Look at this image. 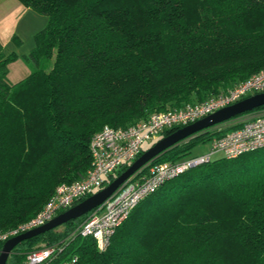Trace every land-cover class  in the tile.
<instances>
[{"label":"trees","instance_id":"1","mask_svg":"<svg viewBox=\"0 0 264 264\" xmlns=\"http://www.w3.org/2000/svg\"><path fill=\"white\" fill-rule=\"evenodd\" d=\"M18 1L48 23L21 82L9 83L13 57L0 44V233L35 216L58 184L84 176L90 138L104 125L124 128L202 102L264 68V0ZM216 126L149 163L188 157L238 124ZM86 217L23 240L6 264H27L40 242L54 247L47 264H264V149L211 159L165 181L105 250L80 234Z\"/></svg>","mask_w":264,"mask_h":264},{"label":"built area","instance_id":"2","mask_svg":"<svg viewBox=\"0 0 264 264\" xmlns=\"http://www.w3.org/2000/svg\"><path fill=\"white\" fill-rule=\"evenodd\" d=\"M264 92V68L231 87L202 102L186 104L179 109L150 114L124 128L104 125L94 132L89 141L91 165L80 179L58 184L43 208L32 218L6 232L0 233V243L8 238L40 226L61 211L103 186L104 180L122 164L132 162L142 150L144 142L153 140L166 129L185 126L211 112L228 106L252 94ZM238 124L236 128L214 137L209 150L177 161L146 164L103 202L87 214L79 226L82 236H91L98 250H105L114 230L126 219L139 201L155 191L165 181L181 172L208 162L216 153L225 158H235L243 153L264 149V108L243 113L214 127L220 130L224 124ZM54 251L53 246L31 250L27 264H47ZM75 258L72 259V262ZM60 264H70L63 261Z\"/></svg>","mask_w":264,"mask_h":264},{"label":"water","instance_id":"3","mask_svg":"<svg viewBox=\"0 0 264 264\" xmlns=\"http://www.w3.org/2000/svg\"><path fill=\"white\" fill-rule=\"evenodd\" d=\"M261 106H264V92L255 93L237 102L235 101L233 104L222 107L190 124L176 129L166 136L160 137L151 146L140 153V155L135 158L125 170H123L113 180L102 186L100 189L91 193L89 196L67 208L66 210L56 214L44 224L20 234H16L15 236L5 240L0 247V264H6V260L11 254L13 247L18 245L23 240H27L37 236V234L39 235L49 231L70 220H75L76 218L86 215L93 209L102 205L103 202L107 200L113 194V192H115L126 181V179H129L146 164H149V162L161 154V152H165L167 149L171 148L173 144L175 145L184 138L186 139L188 136H191L192 134L205 128L224 123L243 113L248 111L251 112Z\"/></svg>","mask_w":264,"mask_h":264},{"label":"rangeland","instance_id":"4","mask_svg":"<svg viewBox=\"0 0 264 264\" xmlns=\"http://www.w3.org/2000/svg\"><path fill=\"white\" fill-rule=\"evenodd\" d=\"M47 23L48 20L44 15L24 7L18 0H0V44L4 48V53L13 57L7 65L9 83L16 84L23 81L34 68L28 57L34 49L36 34L42 31ZM233 125L236 124H224L220 130ZM159 137L160 135H157L153 140L144 142L142 147L144 149L149 147ZM208 150L209 142L201 143L194 147L188 156L205 153ZM219 157H222V155L216 153L212 156V159ZM42 246L46 245L40 242L32 249Z\"/></svg>","mask_w":264,"mask_h":264}]
</instances>
